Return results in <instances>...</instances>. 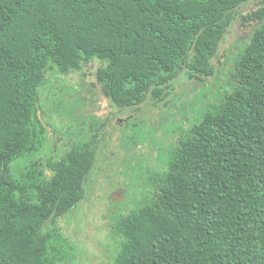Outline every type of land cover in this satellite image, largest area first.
<instances>
[{"label": "trees", "instance_id": "trees-1", "mask_svg": "<svg viewBox=\"0 0 264 264\" xmlns=\"http://www.w3.org/2000/svg\"><path fill=\"white\" fill-rule=\"evenodd\" d=\"M236 18L251 31L225 92L175 136L147 198L115 215L111 264H264V0H0V264L65 262L58 220L71 219L95 171L101 127L70 146L49 142V72L98 60L111 107L162 101L179 75L211 83Z\"/></svg>", "mask_w": 264, "mask_h": 264}, {"label": "rangeland", "instance_id": "rangeland-1", "mask_svg": "<svg viewBox=\"0 0 264 264\" xmlns=\"http://www.w3.org/2000/svg\"><path fill=\"white\" fill-rule=\"evenodd\" d=\"M251 7L253 3L241 11ZM250 31V27L241 25L239 18L231 23L214 56L211 83L179 75L164 100L155 101L149 96L139 106L123 111L111 107L99 90L95 79L98 60L67 75L49 72L41 88L40 113L49 142L54 147L70 146L84 140L92 128L101 127L96 167L86 196L71 219L58 220L68 251L67 260L58 264L112 263L117 251L111 234L115 215L127 212L147 198L144 189L149 174L166 167L175 136L225 92L222 85L226 82V70ZM130 118L136 120V127ZM127 120H131L129 127L123 125ZM36 158L37 153L32 154V159L22 157L10 163V169L14 173L21 171Z\"/></svg>", "mask_w": 264, "mask_h": 264}]
</instances>
